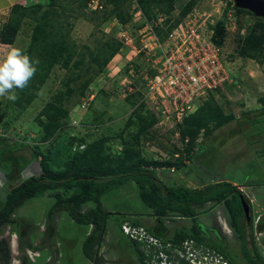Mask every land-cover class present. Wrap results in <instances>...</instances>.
<instances>
[{
	"label": "rangeland",
	"instance_id": "1",
	"mask_svg": "<svg viewBox=\"0 0 264 264\" xmlns=\"http://www.w3.org/2000/svg\"><path fill=\"white\" fill-rule=\"evenodd\" d=\"M189 1L175 0L170 24L178 18L179 11ZM228 1L197 0L194 8L204 12L209 21L217 23ZM135 2L126 0L120 6L123 17H127L130 22L126 32L132 38L133 47L122 43L123 24L105 0L99 3L101 9L93 11L88 10L87 6L80 8L81 0L59 2L56 20L62 23L63 31L69 33V44L85 56V64L71 71L55 66L32 103L25 107L24 104L23 107L18 105L21 96L16 90L18 98L15 101L0 97V148L4 155L2 170L7 174L10 185L15 186L22 181L21 171L16 167L18 156L30 157L34 151L45 154L50 150L52 168L60 171L71 153L68 147L70 139H82L90 143L106 137L109 140L107 145L114 154L120 151L125 141L138 139L137 148L144 157L174 165L157 170L158 177L166 185L201 189L220 182L235 183L250 202L251 228L248 234L264 261V109L258 102L264 97V46L256 60L238 54L243 38L255 26L256 20L248 14L238 16L236 27L225 32L222 44V60L232 83L215 97L224 113L232 114L235 120L209 136L201 135L191 154L186 155L185 144H181L175 136L176 124L162 121L159 116L158 124L152 130L136 137L139 126L133 110L140 103V93L143 94L146 76H150L152 69L146 55L137 52L141 40L140 30L146 21L154 26L156 34L162 38L167 25L166 16L156 9L152 10L150 21L143 14L139 16V7ZM37 4L42 5V11L47 9L45 0H28L20 5ZM9 15L10 11L0 14V29L8 21ZM34 25L30 17L25 18L11 47L19 48L26 54ZM244 27L246 30L242 32ZM106 43L118 45L119 52L100 70L97 65L89 63L88 53L96 54ZM11 47L0 46V59L6 57ZM151 57L149 55L150 59L154 58ZM86 80L90 85L81 97L79 86ZM67 87L73 89V94L63 102L64 108L68 110L66 126L55 135L54 140L41 143L42 131L35 118L55 95L63 93ZM86 97L92 100L85 110H81L79 107ZM201 101L197 102V106ZM145 105L140 115L154 111L148 103ZM129 118L132 124L127 127ZM177 150L180 156L176 154ZM102 206L110 213L98 250V256L104 264H141L139 253L120 231L125 223L137 222L148 230L159 229V235L166 233L167 242L176 231L190 232L194 226L190 220L175 215L157 223L148 216L151 212L140 201L133 183L103 197ZM93 207L92 204L86 205L81 213ZM70 210L68 205L55 206L54 193L24 201L12 217L14 221L10 233L15 232L22 239L19 253L13 255L15 264H91L83 256L82 243L93 227L76 225L70 217ZM196 213V226L202 235L207 236V244L226 253L235 264H246L226 207L207 203L202 208H196ZM42 240L46 241L45 251H32L27 247L29 244L40 247ZM25 248L30 252L31 262L25 256Z\"/></svg>",
	"mask_w": 264,
	"mask_h": 264
},
{
	"label": "trees",
	"instance_id": "2",
	"mask_svg": "<svg viewBox=\"0 0 264 264\" xmlns=\"http://www.w3.org/2000/svg\"><path fill=\"white\" fill-rule=\"evenodd\" d=\"M45 1L47 2L45 11H42L41 4L30 6L13 5L10 9L8 21L0 29V46L11 47L15 43L22 21L30 17L35 22L26 55L33 61L38 60L39 63L35 65L37 71L29 81L28 86L22 91L16 89V92L21 96L17 101L20 107H23V104L25 107L32 103L33 98L37 96L55 66L71 71L79 69L85 64L86 60L82 53H78L75 47L69 44L67 40L69 33L67 31L64 32L62 23L56 20V8L60 6L59 2L62 0ZM105 1L106 4L113 7L114 11L112 13H114L115 17L127 27L130 22L127 17H123L120 11V6L126 0ZM135 1L148 21L153 17L151 15L153 9L160 11L166 16L165 24L167 29L163 33L164 36L166 32L170 31L196 7L197 2V0H190L179 11L178 18L170 24V15L174 12L175 0ZM87 2L88 0H81L80 8H85ZM227 6V8L232 7L230 1H228ZM234 10L237 16L248 14L256 20L255 26L243 38L242 47L238 53L241 57H249L252 60H256L258 53L262 51L264 46V20L256 18L248 11L236 8ZM39 12H41L40 15H38ZM225 32L224 22L219 21L214 27L213 41L216 45L222 47ZM118 52V45L106 43L104 48L96 54L93 52L88 53L89 63L97 65L102 70L114 59ZM154 73L151 70L150 76H153ZM89 85L90 82L86 80L79 86V95L81 97L84 96ZM219 92H209L206 98L198 105L194 114L176 124L177 140L181 144H185L186 155L191 154L201 135L208 136L235 120L232 114L224 113L217 103L215 96ZM72 94L73 89L67 87L63 93L55 95L53 100L48 102L36 116V123L42 131L41 143L54 140L55 135L66 126L68 110L64 108L63 102L69 100ZM258 102L261 108L264 109V97H261ZM145 107L143 95L140 93V103L133 110V114L137 116L139 126L136 137L149 132L158 124V115L154 111L140 115L139 112L142 109L145 110ZM126 124L127 127L132 124L131 118L127 120ZM108 141L106 137H101L90 143H85L82 139H70L68 147L71 153L69 158L64 161L60 171H54L52 168V152L50 150L45 154L34 151L30 157L18 156L16 167L19 171H22L31 162L38 160L43 176L22 180L18 185L13 186L7 196L5 209L0 212V224L9 223L10 216L16 212L24 201L42 198L48 193H54L55 206H70L72 209L70 210V217L76 225L93 227L92 232L88 234L82 243V252L85 259L91 264H104L102 258L98 256V250L102 243V234L105 231L106 221L110 213L103 208L102 198L129 183H133L140 201L151 212L148 216L154 218L157 223H162L163 219L175 215L180 218L191 219L195 224L190 232L176 231L170 240L173 245L177 246L186 240H193L199 245H204L221 253L229 264H235L226 253L213 245L205 243L196 226V208H202L207 203L222 204L226 207L231 226L238 235L240 250L246 264H264V261L260 259L256 252L254 243L249 240L247 232L251 227L250 223L247 225L240 196H243L246 203L248 201L236 186L228 182L204 186L201 189L188 188L185 185H166L158 177L157 170L164 167H173V164L149 160L144 157L137 148L138 139L133 142L125 141L120 151L116 154L107 145ZM76 143L84 144L85 149L81 152L73 153L71 149ZM177 152L176 154L180 156L178 150ZM3 158V151L0 148L1 170ZM89 204L94 207L81 213V209ZM13 221L12 219V223ZM129 225L142 227L137 222H132ZM146 230L150 231V229ZM45 243L46 241L42 240L40 247L30 244L27 247L32 251L39 250L41 252L46 250ZM131 243L139 253L140 263L146 264L147 258L141 251L140 244L133 241ZM29 246L33 247L30 248ZM28 260L31 262L29 258Z\"/></svg>",
	"mask_w": 264,
	"mask_h": 264
},
{
	"label": "built area",
	"instance_id": "3",
	"mask_svg": "<svg viewBox=\"0 0 264 264\" xmlns=\"http://www.w3.org/2000/svg\"><path fill=\"white\" fill-rule=\"evenodd\" d=\"M100 1L88 0V10L101 9ZM227 7L216 21L224 22L226 32L236 27L239 21L234 7ZM138 14L142 16L139 9ZM208 18L204 12L193 8L163 38H159L154 26L146 21L140 30L141 40L137 52L146 55L151 64L149 67L155 72L153 76H146L143 101L153 108L162 121L177 124L194 114L198 108L197 102L204 100L209 92L222 91L232 83L231 75L222 60L223 48L213 41L214 26L217 23ZM121 28L122 43L133 47L132 38L126 32L127 27L121 25ZM244 30L246 27L242 32ZM149 55L154 58L150 59ZM91 100L86 97L79 109L85 110ZM175 136L178 139V134ZM84 149V144H74L71 151L81 152ZM120 231L128 240L140 244L147 258L146 264H180V261L181 264H229L222 254L214 250L193 249V244L188 241L180 245V250L168 244L165 247L172 254H164L160 252L162 243L143 227L125 223Z\"/></svg>",
	"mask_w": 264,
	"mask_h": 264
},
{
	"label": "clouds",
	"instance_id": "4",
	"mask_svg": "<svg viewBox=\"0 0 264 264\" xmlns=\"http://www.w3.org/2000/svg\"><path fill=\"white\" fill-rule=\"evenodd\" d=\"M39 61H33L21 49L11 47L6 57L0 59V97L15 101L16 89L23 90L37 71Z\"/></svg>",
	"mask_w": 264,
	"mask_h": 264
},
{
	"label": "flooded vegetation",
	"instance_id": "5",
	"mask_svg": "<svg viewBox=\"0 0 264 264\" xmlns=\"http://www.w3.org/2000/svg\"><path fill=\"white\" fill-rule=\"evenodd\" d=\"M1 170V169H0ZM7 180H8V185H7V189H8V192H7V196H8V194L10 193V191H11V189L13 188V186H11L10 185V182H9V179H8V177H7ZM240 191V190H239ZM241 193H242V191H240ZM243 194V193H242ZM244 195V194H243ZM245 197V196H244ZM246 198V197H245ZM247 199V198H246ZM6 201H7V197H6V200L2 203V205L0 206V212H2L4 209H5V205H6ZM247 201H248V203H247V207H248V213H249V219H250V221H251V206H250V202H249V200L247 199ZM245 216V215H244ZM12 217H14V214H12L11 216H10V218H9V223H1L0 224V264H15L16 263V260H13V255L14 254H18L19 253V243H20V238H19V236L15 233V232H13V233H10V231H11V224H12ZM188 220H190L192 223H193V221L191 220V219H188ZM194 224V223H193ZM195 225V224H194ZM192 228V227H191ZM150 234L152 235V236H154L157 240H159L160 241V243H162V249L160 250V252H163L164 254H168V255H170V254H172V253H170V250L169 249H167L165 246H168V244H172L170 241L169 242H167L166 241V239H165V235H166V233H163L162 235H159L157 232H159V229H154V228H152V229H150ZM247 234H248V232H247ZM13 236H15V239H13ZM201 236L204 238V240H205V243H207L206 242V239L205 238H207V236L206 235H202L201 234ZM248 237H249V240H250V234H248ZM14 240V241H13ZM186 241H188L189 243H192L193 244V246H192V248L193 249H196V250H198V249H200V248H202V249H207V250H214V249H210V248H208V247H205L204 245H199V244H197L195 241H193V240H186ZM186 241H184V242H186ZM15 242V247H14V245H13V243ZM132 242V241H131ZM183 242V243H184ZM182 243V244H183ZM173 245V244H172ZM175 246V245H174ZM141 248V247H140ZM26 249V248H25ZM24 249V250H25ZM175 249H177V250H180V245H177L176 247H175ZM215 251V250H214ZM28 252L29 251H26L25 250V256L27 255L28 256V258L30 259V257H29V254H28ZM215 252H217V251H215ZM217 253H219V252H217ZM221 254V253H220ZM39 255H40V253H39ZM159 258V256L157 257V262H159L160 261V259H158ZM261 259V258H260ZM31 260V259H30ZM262 260V259H261ZM14 261V262H13ZM32 261V260H31ZM146 262V261H145ZM181 263H182V261H180ZM180 263V264H181Z\"/></svg>",
	"mask_w": 264,
	"mask_h": 264
},
{
	"label": "water",
	"instance_id": "6",
	"mask_svg": "<svg viewBox=\"0 0 264 264\" xmlns=\"http://www.w3.org/2000/svg\"><path fill=\"white\" fill-rule=\"evenodd\" d=\"M232 6L236 9L245 10L253 14L256 18H261L264 20V0H229ZM20 176L22 180H27L32 177L43 176L42 169L38 160L31 162L27 167H25ZM7 175L4 171L0 170V206L6 200L7 197ZM240 201L243 207V212L247 220V225L250 223L249 213L247 203L243 196H240Z\"/></svg>",
	"mask_w": 264,
	"mask_h": 264
},
{
	"label": "crops",
	"instance_id": "7",
	"mask_svg": "<svg viewBox=\"0 0 264 264\" xmlns=\"http://www.w3.org/2000/svg\"><path fill=\"white\" fill-rule=\"evenodd\" d=\"M22 2H24V0H0V14L8 13L13 5L22 4ZM259 106H261V105L259 104ZM232 184L235 186V183H232ZM193 188L194 189H200V187H193ZM150 218H152V217H150Z\"/></svg>",
	"mask_w": 264,
	"mask_h": 264
},
{
	"label": "bare ground",
	"instance_id": "8",
	"mask_svg": "<svg viewBox=\"0 0 264 264\" xmlns=\"http://www.w3.org/2000/svg\"><path fill=\"white\" fill-rule=\"evenodd\" d=\"M42 3V2H41ZM13 245L15 246V242L13 243Z\"/></svg>",
	"mask_w": 264,
	"mask_h": 264
}]
</instances>
